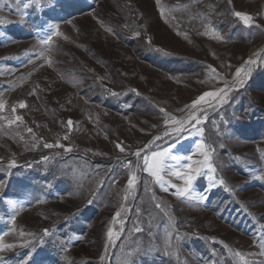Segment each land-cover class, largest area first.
Returning a JSON list of instances; mask_svg holds the SVG:
<instances>
[{
    "label": "rangeland",
    "instance_id": "1",
    "mask_svg": "<svg viewBox=\"0 0 264 264\" xmlns=\"http://www.w3.org/2000/svg\"><path fill=\"white\" fill-rule=\"evenodd\" d=\"M55 25L61 35L40 45ZM220 89L226 103L190 108ZM0 101V117L23 118L0 119V236L16 245L0 264L30 250L28 264H264V0H0ZM192 111L198 125L165 124ZM201 143L215 172L194 163ZM168 148L164 191L142 158ZM190 164L204 199L178 195L183 181L166 174Z\"/></svg>",
    "mask_w": 264,
    "mask_h": 264
},
{
    "label": "snow or ice",
    "instance_id": "2",
    "mask_svg": "<svg viewBox=\"0 0 264 264\" xmlns=\"http://www.w3.org/2000/svg\"><path fill=\"white\" fill-rule=\"evenodd\" d=\"M32 2L39 3L40 0H32ZM228 3L231 4V0H228ZM159 4H160V0H157V5H159ZM28 6H29L28 3H24L23 4V7H25V8H27ZM160 14H161L162 18L165 15L164 10L162 8L160 9ZM232 15L235 16L236 18H238V20L240 22H242L245 27H249L250 28V27L253 26L254 21H253V18H252L251 15H249L247 13L240 12V11H234L232 13ZM256 27H259V25H256ZM60 35H61V33L59 31V25L50 26V30L45 35L40 36L38 38V43L40 45H42V46H44V45L50 46L51 42L53 41V38L54 37H58ZM136 35H139V33H136ZM215 38L216 39H223L219 35H217ZM255 55L257 57H260V53H256ZM257 63H258L257 59H249L248 61H246V64H248V65H255ZM213 71H215V70L213 69ZM243 71H244L243 68L238 69L236 71V73H235L236 78H240L241 77V72H243ZM251 71H252V69L249 68L248 72L244 73L245 77H249L251 75ZM237 83H238L239 87H243L244 79L243 78L238 79ZM229 91H231V89H220L218 91L205 92L204 94H202L200 97H198L192 103L190 108L195 110V109H197V107L199 105H201L204 102H208L209 104H211L212 100H215L217 105H222V104L227 102V97H228ZM221 93H223V95H221ZM113 95H115V93H113ZM19 107L20 108H25L26 104L23 103V102H20L19 103ZM3 109H4V103L2 101H0V111H3ZM11 111L14 114L16 112V108L13 107ZM160 111L163 112L164 110L161 109ZM0 119H7L9 126H11L12 124L16 123L17 121L23 123V118L21 116H19V115H15L14 118L0 117ZM169 121L177 124L178 127L175 129V131L176 132H180V131L184 130L186 125L192 124L193 121H195V124L198 125L201 122V117H199L196 114L195 111H192L191 115L187 119H179L178 120L176 117L168 116L165 113V124L167 125V123ZM67 126H68L69 129H71L72 126H73V121L68 120L67 121ZM197 130L201 134L203 133V129L202 128H199ZM27 131L29 133H31L32 129L28 128ZM165 135H168V133L166 132ZM64 138L67 139V136H65ZM155 139L159 140V139H161V137L158 136ZM44 147L53 148V147H64V146L59 144V143H57L55 145L54 144H45ZM116 147L121 152L124 151V148H122L119 144H117ZM197 148L200 149V154L204 157V160L203 161H196L194 163L201 164L203 167H206L209 172H215V168L210 163V161H211V152L210 151H205V145L203 143L198 144ZM64 150L67 152V151H71L72 149L71 148H64ZM170 152H171V148H168V149H165V150H162V151H153L151 153V155L145 154L143 156V158H142V160H143V163H142L143 170L146 171L147 174L150 177H152L153 180L157 184H160L161 187L164 188V191H167V188L164 187L166 181L164 180L162 173H165L166 163H167V160L170 158ZM135 155L138 158L141 157V151H137L135 153ZM171 158H174V159H177V160H188V161L192 160L191 156H176V157H171ZM45 159H47V158H45ZM14 164H15V162L13 161L11 166H14ZM126 166L131 169V162H128ZM186 168H187V170H184V168H178L176 170H170V171H167L166 174L174 176L177 179L183 181L184 187L178 191V193H177L178 195H181V196L187 195L189 199H194V198L195 199H204V197H194L193 195H191V193L193 192L194 182L196 181L198 174L201 172V168H194V167H192L191 164L187 165ZM257 178L264 180V174H261ZM136 182H137V176L135 175V170H132L131 174L129 176L128 182H127V188L128 189H133L135 187V185H136ZM220 183L223 184L224 182L221 180ZM125 199H127V197H125ZM11 203H12V206L15 207V202H11ZM156 207L159 208L160 204H157ZM18 214L19 213L16 212L15 215H12L11 222L14 223L16 215H18ZM119 217H120V212L117 211L115 213L114 217H113V222H116L117 218H119ZM136 230L140 231L139 228H137ZM20 234L22 236L24 235L23 232H21ZM48 234H49L48 230L45 229L44 230V235L47 236ZM5 235H7V233H5ZM29 235H31V234H29ZM107 236H108L109 241L113 240L114 233H113L111 228H109ZM179 240H180V236L177 234L176 235V241H179ZM165 244H166V247H165L164 254L165 255H170L171 254L170 250L173 248V239H172L171 235L168 236ZM15 246L16 245H13V244H5L3 242V236H0V252H3L6 249L13 248ZM34 247L35 246H33V250H34ZM260 247L264 248V244H261ZM234 255L237 256V257H241V259H243V254L241 252H239V251H236L234 253ZM261 255H264V253H261ZM30 259H31V250L28 253V259H26L24 261V264H28V261ZM101 259H103V257H101ZM33 264H43V262L42 261H33Z\"/></svg>",
    "mask_w": 264,
    "mask_h": 264
},
{
    "label": "bare ground",
    "instance_id": "3",
    "mask_svg": "<svg viewBox=\"0 0 264 264\" xmlns=\"http://www.w3.org/2000/svg\"><path fill=\"white\" fill-rule=\"evenodd\" d=\"M256 52H257V51H256ZM260 52H261V50H260V51L258 50V52H257V53H260ZM254 57H256V55H254Z\"/></svg>",
    "mask_w": 264,
    "mask_h": 264
}]
</instances>
